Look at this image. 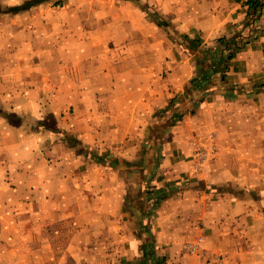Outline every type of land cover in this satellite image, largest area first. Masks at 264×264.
Segmentation results:
<instances>
[{"label": "crops", "instance_id": "1", "mask_svg": "<svg viewBox=\"0 0 264 264\" xmlns=\"http://www.w3.org/2000/svg\"><path fill=\"white\" fill-rule=\"evenodd\" d=\"M205 15L189 33L203 44L245 34L240 3ZM20 32L0 35V264H140L148 244L157 264H264V64L254 66L264 33L201 88L194 115L165 130L156 175L143 180L138 152L155 148L140 137L162 119L154 109L198 73L182 46L84 33L47 70L25 66ZM27 72L33 80L19 78ZM228 88L240 95L218 93ZM202 136L215 152L194 163L187 143ZM160 173L182 189L157 203L148 191L164 186Z\"/></svg>", "mask_w": 264, "mask_h": 264}, {"label": "rangeland", "instance_id": "2", "mask_svg": "<svg viewBox=\"0 0 264 264\" xmlns=\"http://www.w3.org/2000/svg\"><path fill=\"white\" fill-rule=\"evenodd\" d=\"M27 1L0 0V35H12L18 32L19 28L20 33L24 36V42H26L25 54L22 58L25 66L41 62L43 69L47 70L50 61L64 56L65 44L68 39L72 41L79 35L83 36L86 33L88 36L91 33V35H95V40H100V37H106L114 33V29L116 32L130 38L137 34L136 42L139 44L145 41L144 38L146 37L144 36L147 33H152L154 39L165 38L167 40H164L163 43H169L175 48L181 45V49H184L189 55V60L196 64L198 62L196 55L202 52L204 48L217 44V38L213 44L206 45L199 39L191 37L189 33L195 32V24L200 20L203 21L202 16L206 17L205 14L210 11L219 12L223 15L231 5L240 3L245 8V34L237 32L232 33L228 38L222 36L226 41V47L222 50L221 62L218 66L216 64V72L221 71L223 75H227L228 63L231 59L233 60L235 55L241 52L247 43L257 41L258 36H262L264 33V0H257L253 4H250L248 0H35V3L25 5ZM34 35H36L35 40ZM154 44L157 45L156 40ZM223 52H225V55H223ZM257 57L256 55L255 67L258 65L257 61L262 65L264 64V59L262 58V61H260V58ZM9 75L11 80L16 78L14 74ZM48 75L46 72L41 73V80L48 81ZM33 76L32 72H27L20 74L19 78L31 81L34 79ZM256 86L261 87L260 90L264 91V83H257ZM230 91L239 92L233 88ZM230 91L228 88L218 93L223 96L233 95ZM242 91L245 92V90ZM183 94L180 96H183ZM237 95L240 94H234L233 96L236 97ZM195 97L200 99L201 95L199 96L196 93ZM198 108L199 104L195 112H184L180 115L177 113L179 108L173 111L168 105L164 106L165 110H169L168 115L164 112L165 110L154 109V116L162 119L157 122L154 128L145 131L148 134L147 137L140 138L144 147L155 148V152L148 151V147L147 151L142 148L138 152L139 177L143 180H146V177H155L157 165L163 157L160 148L163 133L166 129L178 126L181 123L180 118L184 114L194 115ZM252 122L251 120L249 122L245 120L242 126ZM236 123L240 124L241 122ZM237 138L239 137H233L232 144L237 143ZM239 140L242 142V138H239ZM254 140L250 143L256 144L257 137H254ZM241 142L239 143L241 144ZM214 143L212 138L209 139L205 136L191 138L187 144L191 148L192 161L197 163L204 159L205 156L202 150L209 151L211 148L215 152ZM253 153L255 152H251V154ZM210 154H213L211 150ZM94 155L101 159L113 160L111 154ZM251 172H253L251 178H256L257 170H251ZM158 176H161L160 179H163L165 183L164 186H154L155 188L167 189V195L169 189L173 192L181 191L182 188L177 183L166 184L168 181L165 174L160 173ZM222 190L235 191L236 186L223 184L220 186V191Z\"/></svg>", "mask_w": 264, "mask_h": 264}, {"label": "trees", "instance_id": "3", "mask_svg": "<svg viewBox=\"0 0 264 264\" xmlns=\"http://www.w3.org/2000/svg\"><path fill=\"white\" fill-rule=\"evenodd\" d=\"M256 1L257 0H248L250 4H253ZM32 3H35V0H28L25 2V5ZM225 47L226 41L221 37L217 39V44H214L208 48H204L202 52H199L196 55V58L198 59V62L196 63L198 74L185 83L186 88L183 96H175L169 101L167 105L171 107V110L175 111L176 108H179L177 112L179 115L184 112H195L200 102V99L196 98L195 94L198 93L202 86L210 81H213L217 71L216 64L218 66V64L221 62L220 60L222 58V50ZM182 102H184V104H182ZM149 193L152 195V200L158 203L167 196V189L153 188ZM148 245L149 248L145 249V253H148L149 257H147V259L141 260L140 264H157L154 248L151 244ZM149 259L152 261L151 263L150 261H147Z\"/></svg>", "mask_w": 264, "mask_h": 264}]
</instances>
